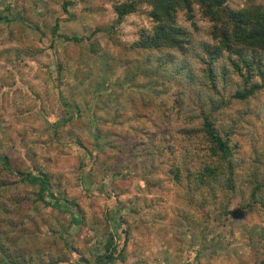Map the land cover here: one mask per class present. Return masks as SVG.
Returning a JSON list of instances; mask_svg holds the SVG:
<instances>
[{
    "label": "rangeland",
    "instance_id": "374dc122",
    "mask_svg": "<svg viewBox=\"0 0 264 264\" xmlns=\"http://www.w3.org/2000/svg\"><path fill=\"white\" fill-rule=\"evenodd\" d=\"M62 1L0 0V264H49L46 262L55 258L60 262L53 264H105L102 256L111 247L115 251L106 264L205 261V264H241L252 255L249 237L264 248V93L253 101L239 103L231 98L232 88L226 87L228 81L239 83L236 77L222 79V68L217 64L212 67L216 77H209L210 66L203 52L204 45L213 44L208 34L209 23L194 10L195 28L179 13L177 22L190 38L184 54L167 50L129 51V55L119 56L110 73L106 68L108 54L116 56L122 51L106 41L101 32L96 34L101 50L95 55L89 54L85 41L77 46L73 41L60 39L52 43L51 26L54 17L63 16ZM109 1L122 0H96L95 3L78 0L72 11L77 17L71 22L63 20L60 32L82 38L89 36L95 27L109 25L115 19ZM241 1L232 0V5H241ZM92 4L97 6V12L92 15L84 12ZM148 12L149 7L142 6L141 12L128 16L117 28L121 47L132 45L142 30L150 31ZM40 14L45 19L35 21ZM3 16L8 18L2 20ZM51 46L56 51L67 46L66 50L73 55L81 52L84 56L80 71L66 76L69 77L64 81L66 85L55 91L45 84L47 70H43L54 71L56 59L52 50L55 49ZM36 47L44 49L31 54ZM130 58L148 74L135 93L125 90L126 86L120 89L112 86L119 82V76H125L126 61ZM76 64V61L70 64L73 71ZM129 77L125 76L121 82L126 83ZM156 81L161 84L154 88L152 84ZM152 95L154 100L150 99ZM175 99H181L192 112L200 103L206 107V113L195 117L202 118L194 124L199 136L204 132L206 118L220 135L224 132L225 137L239 143L238 134L246 127L245 118L239 113L256 112L250 128L254 139L241 145L250 164L236 176L237 193L226 195L224 182H220L215 192L204 191L201 199L184 205L175 198L184 196L185 184H178L173 198L157 191L146 192L142 182L135 181L129 185L116 183L124 188L117 196L112 190L114 187L99 178L100 172L105 171L102 163L115 158L121 159L118 163L124 166L125 157L118 154L127 142L142 145L148 138H154L153 144L159 145L158 133L185 126L188 115L182 109L181 113L177 110ZM54 124H57L55 132L51 129ZM58 135L64 140L58 139ZM179 139L181 147L175 146V154L183 162V170L216 166L217 159L204 155L205 151L200 154L194 140L185 136ZM91 143L93 151L96 150L97 165L88 173L78 164L91 154L82 151L85 146L92 151ZM164 144L167 151L174 146L168 139ZM5 159L11 171L4 169ZM173 165L168 163L166 167ZM42 170L50 180L49 191L43 193L38 186L27 184L17 176ZM105 172L106 179H110V173ZM99 183L104 184L102 192ZM250 190L257 193L258 211L254 218L242 221L240 215L251 198ZM62 192L60 202L74 198L88 217V223L93 224L82 229L68 226L70 206L57 204ZM135 197H144L147 202L152 200L144 212L152 211L153 215L147 217L146 213L142 227L133 223L139 221L140 215L130 213L136 203L129 201ZM104 208L109 214L105 222L99 220ZM223 211H230L232 216ZM125 214L134 218L128 221L132 229L125 252L134 245V253L122 259L118 255L126 239L125 225L121 223ZM95 219L99 222L95 223Z\"/></svg>",
    "mask_w": 264,
    "mask_h": 264
},
{
    "label": "trees",
    "instance_id": "16d2710c",
    "mask_svg": "<svg viewBox=\"0 0 264 264\" xmlns=\"http://www.w3.org/2000/svg\"><path fill=\"white\" fill-rule=\"evenodd\" d=\"M78 0H63L61 5V11L63 16H56L53 18V24L51 28V41L55 43L56 40H66L73 41L75 46L77 44L85 41L88 43V52L89 54L95 55L100 52V44L96 39V34L102 33L105 35L106 41L111 43L113 46H119L121 48L122 54L119 53L115 56L112 53L108 54V62H106V68L111 73L113 64L118 63L119 56L125 57L129 55V51L137 50H147V51H177L178 53L184 54L187 51V45L190 44V38L188 32L178 24V14L183 13L185 20L191 23L192 27L196 28V23L194 21V10L197 11L200 17L209 23L210 31L208 32L211 40L213 41L212 46H203V52L205 53L208 63H209V77L214 79L216 74L212 72V67L216 64L222 68L220 76L222 79L229 76H234L237 78L238 82L228 81L226 87H230L233 90L231 98L239 103H247L261 97L264 93V0H242L241 5H232V0H122L120 2L109 1L112 6V12L115 19L105 27L94 28L93 32L89 36L78 38L77 36H67L61 33V23L64 21L71 22L77 13L74 11V8ZM82 2H96V0H80ZM92 7L84 8V12L87 14H95L97 12V6L95 7L92 4ZM142 6L149 7V12L146 15L151 21L150 31L142 30L140 32L139 38L130 46H122L117 40L118 30L117 28L123 23L125 18L130 15L137 14L141 12ZM6 13V12H5ZM46 15V14H44ZM24 17V16H23ZM8 16H3L2 20H6ZM35 21L45 19V16H38L34 18ZM38 29V28H37ZM40 32L44 34L43 29L39 28ZM94 36V39L92 37ZM53 48L52 46L50 47ZM44 48L36 47L31 54L42 51ZM52 53L55 56L54 71H51L47 68L45 73V84L50 87L53 91L58 90L60 86H65L64 81L71 76L73 72L80 71L82 67L83 58L81 52H77V55H73L67 51V46L63 47L60 51H56L57 48ZM113 49V48H111ZM63 57H61V54ZM221 61V63H219ZM76 61L77 66L76 70L73 71V67L70 66L71 62ZM127 72L126 77H129V80H126V83H122L121 79L124 78V75L119 76L117 79L119 82L116 84L112 83L113 87L120 89L125 87V90L136 91L142 83V80H147L148 74L146 71L141 70V66L137 65V62L134 60L128 59L126 61ZM126 79V78H125ZM159 82L152 84L154 88L157 87ZM116 85V86H115ZM51 91V90H50ZM135 93V92H134ZM150 99L154 100V96H150ZM151 100V101H152ZM175 105H177V110L181 113L182 111L188 115V120H184V125L177 126L175 131L172 132H163L158 133L159 145H154L156 143L154 138L151 140L148 138L146 142H143L142 145H136L134 141L126 144V146L119 152L122 154V157H125V164L122 166L118 163L121 159H110L109 161H104L102 159V164L105 166L104 170L110 173V179H106L107 173L105 171L100 172L99 178L101 181H105L108 185H112L114 193L119 196V192L122 191L121 185L123 182H126L128 185L135 182L141 181L146 192L157 191L158 193H165L166 195H171L175 198L174 192L175 188H178V184H185L186 193L181 198L178 199L180 203L184 205H191L197 199H201L204 195V191L215 192L217 184L224 182V192L226 195L229 192L237 193V183L236 176L239 175L245 170V167L250 164L249 159L246 158V151L241 145H246L251 140H253L254 131L250 130L252 126L253 117H256V112L254 110L250 111L245 110L239 115L245 118V123L243 131L238 134L239 142L234 141L230 137H225L223 134L220 135L219 132L214 128L213 123L208 119H204L202 129V135L199 136L198 132L194 131V127L197 124L198 120L202 119L197 117L207 112L206 107L200 103L196 111L192 112L181 99H175ZM204 107V109H203ZM264 117V114H263ZM195 124V125H194ZM193 127H192V126ZM60 126V125H59ZM57 124L51 126L52 131H56ZM253 132V133H252ZM170 133V134H169ZM252 134V135H251ZM251 135V136H250ZM185 136L189 140H194L197 144L198 152L201 154L205 151L204 155H210L211 158L217 159L216 166L212 167L210 165H205L201 170L194 168L193 170H183V162H179L178 156L175 154L176 148H180L181 143L179 137ZM246 136V137H243ZM250 137V138H249ZM61 141L64 140L62 135L57 136ZM168 139L169 142H174V146H170V149L166 150V145H163V141ZM190 141V142H191ZM79 142V141H78ZM80 143V142H79ZM81 144V143H80ZM193 144V143H192ZM84 146V144H82ZM155 146L157 147L155 151ZM93 147V143L90 144V148ZM81 149V148H80ZM89 150L88 146L82 147V151L91 152L87 154V158L80 161L78 166L83 170L85 168L88 173H91L95 166L97 165L96 150ZM124 151H127V154H123ZM91 157H90V156ZM150 155L151 159H144ZM177 156V157H176ZM189 157V154L186 155ZM113 163H112V162ZM149 163V164H145ZM151 162V163H150ZM153 162V163H152ZM141 163V164H140ZM174 163L175 165L166 167L167 164ZM241 164V165H240ZM137 165H140L137 167ZM180 165V166H179ZM4 169L11 171L7 160H4ZM17 176L22 179L21 181L26 182L27 184L38 186L39 192H47L50 189V180L47 178L45 172L42 170L37 174H21L18 173ZM102 185L103 183H99ZM117 186V189L115 186ZM99 191L98 188L95 189ZM107 200L110 198V194H107ZM251 195L250 200L246 203L245 212L239 214L242 221L243 219H249V217L254 218L256 212L258 211L257 203V193L250 190ZM63 192L60 194L57 204H65L66 207H69V213L71 215V220L69 225H76L78 228L82 229L91 224L88 223V217L84 210L79 206L78 202L73 199H67L66 201L62 200ZM42 198V197H41ZM134 199V198H133ZM131 199L129 203H136L134 209H130V213L140 215L139 221H133L137 224V227H142L145 220V215L151 217L153 215L152 211L144 212L145 209H149L151 206V201L147 202L144 197H135ZM49 204V203H48ZM50 205V204H49ZM107 207V206H106ZM232 216V213L224 212ZM107 209L99 213V220L103 219V222L107 220L108 217ZM228 216V215H227ZM238 216V213H237ZM218 218H222L218 216ZM95 219V223L99 222ZM134 220L133 217L129 215H124L121 218L122 225L124 227V233L126 235L125 244L123 250H121L118 255L119 258L125 259L129 254L134 253V245L131 247L129 252L126 251L128 248L127 239L131 235L130 229L131 224H128V221ZM143 224V225H142ZM66 226V227H68ZM260 228H262L260 226ZM252 232V231H251ZM252 236V233H251ZM251 240L250 244V253L252 254L245 262L241 264H264V248L259 247L257 242L253 237H249ZM110 238L109 240H112ZM253 239V240H252ZM143 241V240H142ZM253 241V242H252ZM133 244V243H132ZM130 248V247H129ZM77 251V247H75ZM115 248L111 247L108 250L106 249L103 259L106 261L112 258ZM128 251V250H127ZM113 252V253H112ZM64 261V260H63ZM196 261V259H195ZM60 259L55 258L49 264L58 263ZM206 262V261H205ZM205 262H199V264H205ZM193 264V263H191ZM233 264V263H232ZM236 264V263H235Z\"/></svg>",
    "mask_w": 264,
    "mask_h": 264
}]
</instances>
